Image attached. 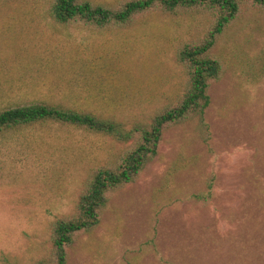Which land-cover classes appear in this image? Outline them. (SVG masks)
Here are the masks:
<instances>
[{"label":"rangeland","instance_id":"obj_1","mask_svg":"<svg viewBox=\"0 0 264 264\" xmlns=\"http://www.w3.org/2000/svg\"><path fill=\"white\" fill-rule=\"evenodd\" d=\"M48 8L0 0V109L62 104L128 122L175 102V54L197 18L150 12L133 26L87 28ZM214 51L223 70L209 89L208 135L172 126L99 226L77 235L68 264H264V9L243 11ZM82 131L45 125L0 144V264H33L91 168L123 147Z\"/></svg>","mask_w":264,"mask_h":264},{"label":"trees","instance_id":"obj_2","mask_svg":"<svg viewBox=\"0 0 264 264\" xmlns=\"http://www.w3.org/2000/svg\"><path fill=\"white\" fill-rule=\"evenodd\" d=\"M47 2L49 14L56 21L73 22L87 28L133 26L150 12L163 17H195L198 21L197 31L175 54L183 76L175 102L166 103L147 117L127 122L51 103L0 109V144L9 143L24 130L55 125L109 137L123 145L119 152L91 168L73 210L51 222L43 254L33 263L68 264V247L77 235L99 226L112 195L141 177L146 166L160 153L161 144L172 126L192 123L208 135L209 89L223 70L214 48L243 11L252 7L264 9V0H126L117 7L91 0ZM207 186L211 190L213 179L208 180Z\"/></svg>","mask_w":264,"mask_h":264}]
</instances>
